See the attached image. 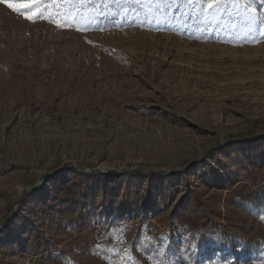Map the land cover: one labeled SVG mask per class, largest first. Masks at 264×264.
I'll list each match as a JSON object with an SVG mask.
<instances>
[{
	"label": "rangeland",
	"instance_id": "1",
	"mask_svg": "<svg viewBox=\"0 0 264 264\" xmlns=\"http://www.w3.org/2000/svg\"><path fill=\"white\" fill-rule=\"evenodd\" d=\"M45 6L0 5V264H264V0Z\"/></svg>",
	"mask_w": 264,
	"mask_h": 264
},
{
	"label": "snow or ice",
	"instance_id": "2",
	"mask_svg": "<svg viewBox=\"0 0 264 264\" xmlns=\"http://www.w3.org/2000/svg\"><path fill=\"white\" fill-rule=\"evenodd\" d=\"M47 2H56V0H0V5L6 6L7 9L23 17V19L26 21L36 22L37 20H46L49 23H56L58 27L61 26L59 21L54 20L51 16L44 15V13L48 11L46 6L43 9L39 7L41 4H46ZM65 2L72 3L73 0H65ZM110 2L120 4L123 3L124 0H110ZM130 2H143L149 9L153 11H160L161 9H159V7L152 9V5L155 4L159 6L162 4L176 3L177 0H130ZM184 3L188 4L190 7L194 4L202 3L204 8L207 10L204 15L214 16L216 13L229 12V9H234L237 13H241V9L238 7V5L242 3L248 5L251 3V0H184ZM33 9H35V11H33ZM245 11L251 12V9L246 8ZM229 15H231V12H229ZM254 24L255 21L250 19L248 37L252 42L257 41L258 39H264V34H258ZM64 26L71 25L65 24ZM77 30L79 31L80 29ZM261 219H264V216H262ZM188 246L193 250V252H195L196 244L194 241L190 242ZM157 251L159 254L163 255L162 249H158ZM64 264H76V261L70 256H66L64 257Z\"/></svg>",
	"mask_w": 264,
	"mask_h": 264
},
{
	"label": "trees",
	"instance_id": "3",
	"mask_svg": "<svg viewBox=\"0 0 264 264\" xmlns=\"http://www.w3.org/2000/svg\"><path fill=\"white\" fill-rule=\"evenodd\" d=\"M73 171H75V169L73 168ZM96 175H98V176H103V177H106V178H110V179H114V178H116V177H118V175H115V174H113V173H98V174H96ZM148 175H153V174H148Z\"/></svg>",
	"mask_w": 264,
	"mask_h": 264
},
{
	"label": "water",
	"instance_id": "4",
	"mask_svg": "<svg viewBox=\"0 0 264 264\" xmlns=\"http://www.w3.org/2000/svg\"><path fill=\"white\" fill-rule=\"evenodd\" d=\"M81 171H86V170H83V169H80ZM91 172L93 173H103L101 172L100 170L96 169V170H92ZM109 173H113V172H109ZM114 174V173H113Z\"/></svg>",
	"mask_w": 264,
	"mask_h": 264
}]
</instances>
